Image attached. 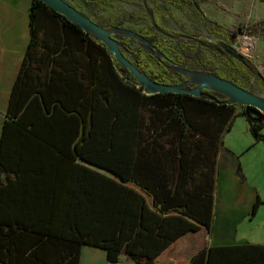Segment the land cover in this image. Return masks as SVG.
I'll use <instances>...</instances> for the list:
<instances>
[{
    "label": "trees",
    "instance_id": "obj_1",
    "mask_svg": "<svg viewBox=\"0 0 264 264\" xmlns=\"http://www.w3.org/2000/svg\"><path fill=\"white\" fill-rule=\"evenodd\" d=\"M83 1L109 5L112 0ZM138 1L139 10L112 26L122 27L132 19L142 22L135 31L163 53L168 39L152 23L167 30V14L188 32L172 15L173 2L191 6L207 31L229 43L241 34L264 30V21L228 29L202 12L200 0ZM29 20L28 47L0 134V192L8 190L1 176L9 169L23 173L22 179L33 178L39 189L45 173L41 167L53 162L55 152L79 167L80 174L73 183L44 180L41 199L34 189L35 194L29 193L32 200L21 202L3 201L0 195V264H78L82 244L104 248L110 262L125 253L134 264H154L183 233L201 225L212 229L216 154L222 138L240 107L238 114L245 118L254 143L264 142V113L209 89L201 96L146 95L96 36L49 5L31 0ZM41 30L54 31L58 38L42 40ZM112 36L149 79L177 85L184 76L163 57L136 48L132 36ZM218 42L204 39L202 46L214 51ZM218 56L223 67H210L202 58L206 71L244 89L242 79L253 77L264 94V77L246 55L243 61L225 52ZM76 156L103 172L72 162ZM258 205L256 200L252 216ZM204 257L202 249L183 264H204ZM205 264H264V243L210 247Z\"/></svg>",
    "mask_w": 264,
    "mask_h": 264
},
{
    "label": "crops",
    "instance_id": "obj_2",
    "mask_svg": "<svg viewBox=\"0 0 264 264\" xmlns=\"http://www.w3.org/2000/svg\"><path fill=\"white\" fill-rule=\"evenodd\" d=\"M30 5L31 0H0V134L12 96L13 84L28 47ZM200 7L205 15L226 26L235 22L238 25L252 26L264 21V0H200ZM40 35L42 40L55 41L58 38L54 31L45 33L41 30ZM73 144L69 147L70 152L74 147ZM57 155L59 152H55L52 163L47 160L42 165L41 168L45 173L41 177L43 181H38L39 187L41 186L39 189L34 187L36 184L33 178L22 179L23 173L16 174L10 169L6 173L2 172L3 183L8 186V190L0 192L3 201L13 203L17 200L20 202L24 199L32 200L29 193L31 191L34 193V190L39 191L36 196H40L41 199L46 193L45 181L59 185L69 180L73 183L75 178L77 182L80 174L79 167L67 164ZM72 162L82 164L83 168L88 166L103 172L95 166L86 165L78 156ZM216 166L212 229L207 230L204 225H201L196 231L183 233L174 244L155 259L154 264H183L184 259H189L202 249L205 252L203 260L205 264L210 247L264 243V241L252 240L247 232L240 231L247 220L253 221L258 213L259 205L264 203L263 191L244 178L240 172L238 155L230 148L220 147L216 154ZM23 192L26 196H22ZM256 200L259 201V205L256 214L252 216L251 211ZM78 264L134 263L125 253L121 254L117 262H110L104 248L82 244Z\"/></svg>",
    "mask_w": 264,
    "mask_h": 264
},
{
    "label": "rangeland",
    "instance_id": "obj_3",
    "mask_svg": "<svg viewBox=\"0 0 264 264\" xmlns=\"http://www.w3.org/2000/svg\"><path fill=\"white\" fill-rule=\"evenodd\" d=\"M78 9L86 17L92 19L95 22L104 24L106 28H112V23L126 18L131 11L139 10L141 7L138 0H134L133 3H126L119 0H112L109 5H103L102 3H86L83 0H66ZM222 10V9H221ZM172 15L177 18L182 26L190 32L195 38H209L210 40H223V36L207 31L201 20L196 16L193 8L189 5H183L179 2H173L170 9ZM163 25L167 30L182 32L179 24L173 17L167 15ZM238 24H228V29H233ZM143 26L142 22H135V20H129L123 23L122 27L137 30ZM250 38L245 39L244 35H239L241 48H245L244 53L248 56L256 68L262 73L264 77V30L260 29L253 35L248 36ZM245 39V40H244ZM137 43L134 42L133 45ZM169 48L166 50L168 55L182 56L188 53V58L202 57L207 59L210 67H223V63L215 59L209 52L198 47L186 48L187 50L180 49L178 43L170 41L166 43ZM248 45V47H247ZM249 49V51H248ZM196 69L197 66L195 67ZM243 83L246 85L247 90L256 94L259 97L264 98V94L260 91V86L253 77L243 78ZM240 110V107L236 108V112ZM245 118L237 114L232 120V128L222 138L223 147L233 150L240 160V172L250 184L257 186L264 193V142L259 141L254 143L251 134L247 131V123ZM264 133V121L261 130ZM258 213L255 215L253 221H248L241 227L242 232H247L248 236L252 240L264 241V203L259 205Z\"/></svg>",
    "mask_w": 264,
    "mask_h": 264
},
{
    "label": "water",
    "instance_id": "obj_4",
    "mask_svg": "<svg viewBox=\"0 0 264 264\" xmlns=\"http://www.w3.org/2000/svg\"><path fill=\"white\" fill-rule=\"evenodd\" d=\"M43 3L49 5L55 12L62 14L66 18H68L72 23L80 26L86 32L91 33L96 36L106 48L112 53L113 57L116 61L129 69L134 78L138 81V83L142 87V91L146 93V95H151L155 93H166V92H178V93H187L193 96L202 95L203 89H209L210 91H215L223 94L225 97H228L231 102L240 103V105H248L253 106L260 113H264V98L259 97L256 94L250 92L247 89H244L237 85L234 82L225 80L215 74H209V72H196L194 70H189L179 66L178 64H174V68L180 73H186L191 76V79L186 83L192 82L195 84L193 88H183V85H166L160 82H156L147 77V75L132 64V62L124 56V53L121 51L119 45L116 42V38L112 36L115 32H120L125 35H130L133 38H136L139 42H141L142 46L147 49L150 53L154 52L149 47V43L146 41L147 39L141 36L136 31H132V29H128L125 27H117L114 26L112 28L101 27V25L97 24V22L92 19L86 17V15L82 14L78 9L73 7L70 2L66 0H40ZM154 28L166 34L163 29L159 28L157 25H154ZM218 45L230 56L243 61L246 53H244L245 48H235L226 42L221 41ZM158 56L166 58L163 52L158 51ZM185 83V84H186ZM210 99H214L215 97H209Z\"/></svg>",
    "mask_w": 264,
    "mask_h": 264
},
{
    "label": "flooded vegetation",
    "instance_id": "obj_5",
    "mask_svg": "<svg viewBox=\"0 0 264 264\" xmlns=\"http://www.w3.org/2000/svg\"><path fill=\"white\" fill-rule=\"evenodd\" d=\"M154 25H156V23H152V27L154 28ZM160 28V27H159ZM155 29V28H154ZM161 29H163V28H161ZM156 30V29H155ZM164 30V29H163ZM157 31V30H156ZM187 31V30H186ZM159 32V31H158ZM164 32L166 33V34H164V33H162V32H159V33H161L165 38H167L168 39V41H166V43L167 42H170V41H175L176 43H178V41L179 42H186V43H189L190 44V46L188 47V48H191V47H198V48H201V49H204V50H206L207 52H209L210 53V55H212L215 59H217V60H219L220 61V59H219V56H218V54H220L221 52H225L219 45H218V43L219 42H221V41H224V42H226V44H229V45H231L232 46V43H229L228 42V40H226V38H223V40H221V41H219V40H210L209 38H195V36H192L191 34H190V32L188 31V32H185L184 30H182V32H179V31H170V30H164ZM204 39H208V41L210 42V43H212V42H216V41H219L218 43H217V45H218V47L219 48H217L216 46L214 47V51H211L210 49H207V48H203V46H202V42H203V40ZM135 40H136V48H142V49H145V50H147L146 48H144L143 46H142V44H141V42H139L136 38H135ZM148 43H149V47L152 49V51L154 52V54L153 53H150L149 51H147L148 53H150V54H152V55H154V56H158L157 55V52L158 51H160V50H158L156 47H155V45H153L152 44V42L151 41H148V40H146ZM165 43V44H166ZM167 45V44H166ZM187 49H184V51H186ZM161 52H163V51H161ZM167 51H165L163 54L166 56V58H163V59H165V60H167L169 63H171L172 65H173V68H174V64H178L179 66H181L180 64H185V67L184 66H181V67H183V68H186V69H189V70H194V71H196V72H208V71H206L205 70V66H204V64H203V60H207V59H203L202 60V57H198V58H192L193 60H191V62H190V58H188L187 56H188V53H186V55H182V56H179V55H176L175 57L174 56H171V55H168L167 53H166ZM226 53V52H225ZM227 54V53H226ZM177 56H179V62L177 61V59H178V57ZM247 56V55H246ZM158 57H161V56H158ZM248 57V56H247ZM221 62V61H220ZM197 66V68H199V69H196L195 67ZM175 69V68H174ZM176 70V69H175ZM178 73H180V72H178ZM181 74H183L184 76L182 77V78H180L179 79V83L177 84L178 86H180V85H183L182 87L183 88H194L195 87V84H193L192 82H189V83H186L187 81H189L190 79H191V76L189 75V74H186V73H181ZM209 74H212V73H209ZM186 83V84H185ZM212 92H214L216 95H218V94H220V93H218V92H215V91H212ZM201 96V95H200Z\"/></svg>",
    "mask_w": 264,
    "mask_h": 264
},
{
    "label": "built area",
    "instance_id": "obj_6",
    "mask_svg": "<svg viewBox=\"0 0 264 264\" xmlns=\"http://www.w3.org/2000/svg\"><path fill=\"white\" fill-rule=\"evenodd\" d=\"M244 37H245V39L250 38V37H248V36H244ZM245 39H244V40H245ZM239 43H240V38H237L236 41L232 43V46L235 47V48H240L241 45H239ZM247 47H248V45H247ZM248 48H249V47H248ZM248 51H249V49H248Z\"/></svg>",
    "mask_w": 264,
    "mask_h": 264
}]
</instances>
